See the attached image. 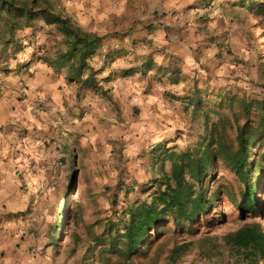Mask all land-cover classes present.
<instances>
[{
  "label": "crops",
  "instance_id": "0c3cea01",
  "mask_svg": "<svg viewBox=\"0 0 264 264\" xmlns=\"http://www.w3.org/2000/svg\"><path fill=\"white\" fill-rule=\"evenodd\" d=\"M72 1L67 18L103 38L89 59L98 88L70 81L68 69L56 66L66 47L57 41L61 47L50 56V32L65 45L64 36L43 21L18 31L24 49L16 58L0 57V264H43V240L28 203L32 190L57 170L113 156L121 127L146 130L137 146L128 142L131 156L141 155L143 137L161 157L180 148L175 136L187 127L190 98L202 90L205 66L219 54L213 38L231 31L230 21L221 19L230 0ZM97 164L73 176L92 173L102 187L97 176L105 173ZM98 193L90 186L84 200L99 204Z\"/></svg>",
  "mask_w": 264,
  "mask_h": 264
},
{
  "label": "rangeland",
  "instance_id": "374dc122",
  "mask_svg": "<svg viewBox=\"0 0 264 264\" xmlns=\"http://www.w3.org/2000/svg\"><path fill=\"white\" fill-rule=\"evenodd\" d=\"M246 1L230 0L226 3L221 19L230 21L231 31L213 38L220 43L219 54L214 57V62L205 66L207 75L200 87L204 92L200 112L195 115L194 109L190 108L183 136L177 132L175 140L179 137L182 140L178 143V152L195 150L211 142H215L214 148L221 149L222 146L223 150L237 152L238 127L244 128L252 142L247 165L251 168L248 179L256 188L255 212L242 213L239 210L246 185L220 157L202 185L197 187L214 200L204 216L185 228L173 222L162 224L151 232L130 259L118 252H102L103 247L91 240L87 227L100 222L94 228V233L100 235L108 220L116 224L119 220H128L125 210L136 203L150 202L162 182L161 159H155L157 153L151 140L140 139L143 142L139 145L141 155L140 152L134 155L133 151L131 156L126 152L128 142L135 145L137 138L145 136L146 130L130 133L129 128L121 127L119 138L112 141L116 148L113 156L107 155L100 161L90 158L89 165L83 167L81 162L82 165L77 163L75 166V169L92 172L98 163L105 173L103 177L97 176L103 180L102 187L92 173L91 178L73 176L75 169L71 167L55 171L45 184L42 182L32 190L28 203L32 207V224L37 236L43 240V264H248L239 260L223 240L245 225L257 224L264 233V10L260 8L264 0ZM38 2L42 5L44 2L55 13L67 18L73 1ZM42 21L36 20L34 27H39ZM4 24V18L0 17V57L7 60L15 56L9 47L17 46L21 37L18 33L15 36L8 34L3 30ZM50 33L53 37L50 56H53L56 46L65 48V45L63 40L57 39V32ZM54 41L62 44L59 46L57 42L55 45ZM8 42L11 44L9 51L4 52ZM70 164L72 166L73 161ZM166 166L169 168L170 163ZM90 186L99 190V204H88L84 200ZM60 224V235L55 236ZM53 235L56 241L51 239ZM183 244H190L189 250L171 262V251ZM51 247H54L53 253ZM45 249H48L46 254ZM256 264H264V260Z\"/></svg>",
  "mask_w": 264,
  "mask_h": 264
},
{
  "label": "trees",
  "instance_id": "16d2710c",
  "mask_svg": "<svg viewBox=\"0 0 264 264\" xmlns=\"http://www.w3.org/2000/svg\"><path fill=\"white\" fill-rule=\"evenodd\" d=\"M260 8L264 10V3ZM0 17L4 18L3 30L14 36L18 31L34 27L36 20H43L46 25L55 26L58 33L64 36L66 47V51L55 58L56 66L68 69L70 81L98 88L97 73L91 70L89 59L100 48L103 38L83 32L72 20L55 13L44 2L42 5L38 0H0ZM20 41L16 42L17 46L8 42L4 46V52L9 51L8 47L11 45L9 48H12L16 58L24 49ZM88 73L89 76L84 80ZM202 95L204 92L199 90L190 98L195 115L200 112ZM236 141L237 152L223 150L222 146L221 149L218 146L214 148L216 144L211 142L200 145L195 150L178 152L179 148L175 147L170 152L163 153L161 158L157 155L155 159H161L162 163L160 167L162 182L158 184L151 201L136 203L137 205L125 210L128 220H119L118 224L108 220L105 231L100 235L94 233V228L100 225V222L89 225L87 231L91 240L103 247L102 252H118L130 259L138 252L151 232L162 224L173 222L181 228L190 227L213 206L214 200L209 199L206 193L197 187L202 185L208 171L220 157L246 185L243 200L238 205L239 210L242 213L255 212L256 188L248 179L251 168L247 165L248 154L252 148L251 137L246 135L244 128L238 127ZM168 162L170 166L167 169ZM61 229L60 224L56 232L59 234ZM223 240L231 247L236 257L245 263L256 264L264 260V233L257 224L245 225L238 231L226 235ZM190 246V244L175 246L169 260L174 263L189 250Z\"/></svg>",
  "mask_w": 264,
  "mask_h": 264
}]
</instances>
